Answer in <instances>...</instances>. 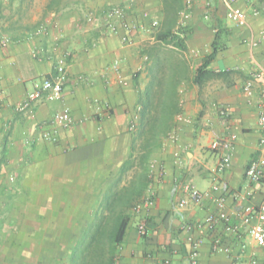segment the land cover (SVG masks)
<instances>
[{
    "label": "crops",
    "instance_id": "obj_1",
    "mask_svg": "<svg viewBox=\"0 0 264 264\" xmlns=\"http://www.w3.org/2000/svg\"><path fill=\"white\" fill-rule=\"evenodd\" d=\"M10 1L0 0V264H69L108 188L127 185L142 172L138 164L123 170L141 153L133 151L135 130L130 125L139 117V97L149 80L146 51L158 46L175 51L188 69L179 88L181 117L173 129L179 138L165 139L148 161L165 171L150 180L155 205L145 215L148 234H139V218H134L119 261L192 264V235L202 241L197 264H264V246L255 243L246 225L238 233L227 231L223 223L213 231L185 229L217 212L220 196L226 197L235 224L246 205L258 206L264 199V178L252 184L246 178L248 166L260 155L264 0H236L247 15L244 26L228 19L227 0H196L181 52L152 41L166 21L164 0H65L59 11L47 10L49 0ZM115 7H125L127 19L141 26L158 19L160 28L151 34L141 27L132 43H124L123 30L113 34L105 25V14ZM42 25L47 30L38 33ZM218 28L223 29L224 47L210 69L226 74L200 86L193 82L194 72L211 52ZM253 41L258 44L253 46ZM63 50L71 53L63 98L40 100L27 111H17L15 106L38 81L54 75ZM256 73L262 75L254 79L250 98L244 85ZM66 106L74 117L69 128L52 122ZM43 130H56L57 140L43 139ZM217 140L223 146L215 151L211 146ZM225 156L230 157L228 166L215 174ZM187 183L203 192L216 183L220 188L201 203L190 201L181 208ZM216 237L229 252L214 250Z\"/></svg>",
    "mask_w": 264,
    "mask_h": 264
},
{
    "label": "trees",
    "instance_id": "obj_2",
    "mask_svg": "<svg viewBox=\"0 0 264 264\" xmlns=\"http://www.w3.org/2000/svg\"><path fill=\"white\" fill-rule=\"evenodd\" d=\"M65 0H49L48 11H59ZM13 0L10 1V4ZM25 0H23L24 4ZM166 21L157 38L166 45H173L177 51L186 50L185 38L173 33L177 16L183 8V0H164ZM221 28L216 31L212 50L194 72L193 82L202 85L208 80L226 74L216 73L210 65L223 49ZM147 54L148 84L139 97L140 112L134 131L133 151L141 152L132 156L125 164L123 173L138 164L142 170L127 185L111 186L91 224L71 252L69 264H116L120 246L135 218L131 209L145 195L150 184L148 161L157 148L162 147L168 134L177 126L176 117L182 113L180 85L187 77L185 62L164 46L154 47ZM148 164V165H147ZM149 225V220L144 217Z\"/></svg>",
    "mask_w": 264,
    "mask_h": 264
},
{
    "label": "built area",
    "instance_id": "obj_3",
    "mask_svg": "<svg viewBox=\"0 0 264 264\" xmlns=\"http://www.w3.org/2000/svg\"><path fill=\"white\" fill-rule=\"evenodd\" d=\"M196 0H184V6L179 12L178 21L173 29V33L176 35L185 38L187 35V27L188 22L190 21L193 15L194 3ZM228 6V19L237 26H244L247 24V15L246 12L236 5V0H227ZM208 10L211 8V4L207 3ZM259 10H255V14H259ZM126 8L125 7H115L107 11L105 14V25L107 30L110 33L118 34L120 30H123L122 41L124 43H132L133 38L132 35L135 31L143 27V29L148 33H153L155 29L160 28V21L158 19H154L149 26H141L137 22L130 21L126 17ZM145 17L148 16V13L145 12ZM205 16L209 18L210 12L207 11ZM94 19L93 15L88 16V20L92 21ZM47 27L42 25L39 32H45ZM152 41L159 42L160 40L152 34ZM257 41H253L252 45L256 46ZM36 55V53H35ZM71 57V53L67 50H63L59 53L56 58L55 63V73L52 77L45 78L41 81H38L35 84V87L32 91H30L26 99L23 103L15 106V109L19 112L27 111L32 108V105L40 100H60L64 95V87L68 80V65ZM147 60L148 57L145 56ZM118 63L115 64V68L117 70ZM261 73H256L253 79L248 80L244 85V91L248 97L252 98L254 96V79H258L261 77ZM264 96V95H263ZM3 110V105H0V112ZM222 115L228 117L229 113L227 109H222ZM181 115H178L180 118ZM138 117H135L132 120L130 125V130H135L137 124ZM52 122L54 124L59 125L63 128H69L74 124V117L71 113L69 107H64L62 110L55 113L52 118ZM259 123L261 128V137L259 139V148L260 155L254 159L246 170V178L247 181L252 183H258L264 178V101H261L259 104ZM56 130H43L41 132V137L47 141H56L57 134ZM236 136L233 135L234 139ZM178 134L176 130L171 131L167 140L171 142H176L178 140ZM223 146V143L220 140L214 141L212 143V149L217 150ZM230 162V157L225 156L221 159L219 164L214 170L215 174H219L225 170ZM150 179L153 181L156 177H162L165 174L164 168H157L155 163H152L149 168ZM220 186L216 183L213 185L211 191L219 190ZM184 189L187 193V196L179 202V207H185L188 205L190 201H194L196 203H201L204 198L211 195V191H201L196 185L187 183L184 185ZM252 194L251 191H248L247 196ZM227 199L225 196H220L217 199V212H212L207 215V217L196 223L189 224L185 226V229L188 231L193 230L194 228L200 230H215L219 224L223 223L226 227L227 231L238 233L241 229V225L248 226V231L251 238L260 246H264V199L258 205H246L242 212L239 214L241 222L239 224L233 223L232 216L228 213L226 209ZM155 205V200L152 194V187L149 184L148 194L144 196L139 202H137L134 207L131 209L132 215L135 218H139L137 223V229L140 235L148 234V224L146 219L144 218L147 211H149ZM190 242L192 243V253H191V261L192 264H197L199 258V246L201 244V240H197L194 236L190 235L188 237ZM213 248L215 251H225L229 252V248L224 247L222 244V240L220 237H216L213 241ZM116 264H121L119 260H117ZM251 264H258L257 260H253Z\"/></svg>",
    "mask_w": 264,
    "mask_h": 264
}]
</instances>
